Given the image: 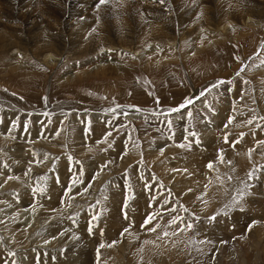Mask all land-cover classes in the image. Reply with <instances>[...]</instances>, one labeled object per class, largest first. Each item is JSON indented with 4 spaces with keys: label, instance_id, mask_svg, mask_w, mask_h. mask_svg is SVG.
Returning a JSON list of instances; mask_svg holds the SVG:
<instances>
[{
    "label": "rangeland",
    "instance_id": "rangeland-1",
    "mask_svg": "<svg viewBox=\"0 0 264 264\" xmlns=\"http://www.w3.org/2000/svg\"><path fill=\"white\" fill-rule=\"evenodd\" d=\"M66 1L69 4L73 0ZM77 1L82 4L87 0ZM221 1L228 3L226 0H126L129 5H142L152 14L158 9L165 17H174V24L165 26L162 21H153L152 14L141 9L146 16L145 26L161 24L158 26L163 32L170 29L183 32L185 29L181 23L184 22L178 19L182 14L186 15V10L194 12L200 6L206 11H214L215 5ZM107 2L99 7L102 22L112 20V13L107 7L112 3ZM229 2L241 14H253L255 19L252 21L257 23L256 27L251 26L250 33L234 41L231 33L217 39L213 45H207L204 42L209 35L201 30L192 35L171 34L176 42H170L169 37L164 35V38L153 39L154 42L148 43V46L133 44L131 51L136 49L146 57L142 60L140 56L130 54L129 63H124L116 54L106 55L109 51L94 57L89 54L70 57L90 46L85 45L82 49L83 42L69 44V55L61 56L60 59H66L59 61L43 62L42 56L37 58L27 53L24 60L19 58L18 64L8 67L5 60H10L11 56L0 55V117L4 119L0 123V136L13 130L10 122L17 117L20 120L29 119L34 132L32 139L25 133L22 135L23 126L20 125L14 136L20 139L16 141L36 140L28 145L23 143L24 140L9 146L7 136L4 140L0 139V264H169L173 260L176 264H218L220 247L225 250L221 253L226 252L232 257L228 264H243L246 257L247 264H264V120L260 119L264 117V64H261L264 60V13L262 9H256V6H264V0ZM32 3V7L45 12L43 0H33ZM18 5L19 0H0V12L8 7L9 14L16 17L19 15ZM133 9L129 17L131 25L139 16ZM52 15L58 17L56 13ZM101 16L97 13L95 23L101 20ZM42 20L46 21V16L43 15ZM235 20L240 19L236 17L228 21L233 24ZM118 21L119 18L115 22ZM254 22L249 24L254 25ZM212 23L206 26L212 27ZM203 29L206 27L203 26ZM189 35L192 37L188 38ZM193 39H197L198 44ZM170 43L178 45L177 54L173 57L172 50H164L168 58L163 61L159 58L162 50L159 48L166 49ZM193 46L196 51L192 60L187 55ZM155 58L157 62H153ZM103 59L108 65H116L108 66L106 75L91 69L92 66L88 67ZM241 68L244 70L237 76L236 72ZM88 70L89 73L83 74ZM70 76L71 80H65ZM223 79L230 80L229 84L221 83L212 88L213 84ZM206 89L211 90L200 97L203 99L199 107L194 111L188 108L193 113L191 118L187 109L180 114L167 111L164 117L156 119L146 115L128 117L132 122L123 116L127 105L131 111L139 109L154 114L166 107L176 108L186 98H192ZM44 102H47L51 113L29 118L30 112L22 113L20 109H36ZM205 102L209 103L213 113L209 108V111H203L206 109ZM72 109L78 111L68 112ZM97 110L113 114L109 127L102 123L104 120L98 119V114L90 117V112L96 113ZM169 113L170 117H166ZM76 114L78 118L72 120L71 116ZM82 115L83 118L88 117L83 124L79 119ZM230 117L234 118L231 124ZM168 119L174 132L166 124ZM248 120L252 123H247ZM40 121L42 123L36 126ZM81 124L88 135L82 132ZM40 126H43V132L46 131L44 127L52 128L47 129L50 134L41 132ZM58 128L61 131L56 133ZM189 131L197 134L199 143H193L190 149L172 145L188 136ZM160 134L170 137L167 143ZM126 137H129L128 151L122 153L120 141ZM192 139L188 137L189 141ZM186 143V140L178 141V145ZM236 147L247 151L250 159L246 157L248 160H243L246 163L236 160ZM66 149L70 157L78 159L80 166L70 161L68 156L63 157ZM221 155L223 162L219 159ZM210 162L213 164L211 170L207 167ZM104 165L107 167L101 171ZM133 165L139 167L138 170ZM241 166L245 169L242 170ZM2 168H6V172ZM81 170L83 183H77L64 197V192L73 178L80 176ZM250 172L253 173L251 179ZM41 177L47 179L41 180ZM1 178L20 180L23 191L14 187L3 191ZM89 183L92 187L88 194L76 195L83 192ZM148 186L153 187L148 189ZM41 187L43 192L34 191ZM31 190L34 191V198L30 197ZM240 190L244 192L240 205L225 209L233 197L239 198ZM38 192L40 195H37ZM64 204L65 207L61 208ZM45 208L51 211L49 215L41 216L43 211L40 209ZM157 212L163 215V219L157 216L147 226L160 225L152 234L141 225L149 215ZM212 216L216 218L209 222L207 218ZM172 217L183 218L185 224L194 222L196 229L181 230L184 225L179 222L169 226ZM33 224L34 228L31 227ZM25 228L31 229L29 244L24 242L26 237L17 239L21 229ZM125 228H129V232L125 233ZM165 231L168 236L163 235ZM173 232L176 235H171ZM130 237L132 240L128 239ZM38 240L44 241L43 244H35ZM147 240L149 243H145Z\"/></svg>",
    "mask_w": 264,
    "mask_h": 264
},
{
    "label": "bare ground",
    "instance_id": "bare-ground-1",
    "mask_svg": "<svg viewBox=\"0 0 264 264\" xmlns=\"http://www.w3.org/2000/svg\"><path fill=\"white\" fill-rule=\"evenodd\" d=\"M43 1L45 3L44 6L46 7L45 12H43V9H36V7L34 8V6L32 7L31 5L33 4L32 3L33 0H19V5L20 6L18 5V8H17V11H18L19 15L16 16V17H13L11 14H9L8 7L3 9L0 12L1 17L3 16L2 18L0 17L1 18L0 19V21H1V23H0V55L4 54V55L11 56L10 60H7V59L5 60L6 64L7 65L9 64L8 67H13L14 64H18L19 58L24 60V57L26 56L27 53L30 56H34V57H37V58L42 56L43 59H41V61H43V62L65 60L66 58H61L60 59V57L64 56V55H69V53H67V46L69 44H72V43L80 44L82 42H83L82 49L85 48L86 46H89V45L90 46L88 48H86L85 50L79 52L78 55H76V56L75 55H70V57L76 58V57H78V56H80L82 54H87V55L89 54V55L93 56L95 54L105 53L104 51H114L115 50L116 52L119 51V54L117 56L121 57L123 59L124 63H129L128 62V60H129L128 56H130V54L133 55V57H135V56L139 57L140 56V58H142V60L146 57V56L141 55V53L139 51L138 52L135 51L136 49L134 51H131L133 44L146 46L148 43L154 42L153 39L161 38L164 35L165 36L167 35L166 37L167 38L169 37L170 42H171V40H175V36H172L171 34H174L176 36H181L182 34H189L190 33L192 35L195 32H198V30L199 31L201 30V31H205L206 35H209L207 37L208 40L207 39H206V41L204 40L205 41L204 43H206L207 45H213L216 42L217 39H219V38L222 39L223 37H225L227 35H230L231 33H232L231 35L234 36L232 41H234L236 38L238 39L239 37H243V35L248 34V33L251 32V31H249V29H251V26L252 27H256V24H257V23L254 22L255 20L252 21L253 19H255V16L253 14L245 15V14L242 13L243 15H245V17H243L241 12H238L239 9H233L232 8V5L229 4L230 0H226V1H228V3L221 1L220 3L215 5L214 11H206L204 9H201L200 6L199 7L197 6L198 8H195L196 11H194V12L193 11H189L188 12L186 10V15L182 14L181 18H179V19L176 18V19H178V21L181 22V19H182V21L184 22V23H181V26H183L184 29H185L183 32L178 31V30H174V29H170L168 32L167 31L163 32L162 30H160L161 26H158V25H161V24H157L158 22L153 24V25L157 24L156 26H153V27L145 26L146 23L144 22V19H145L144 17H146V16H143V14L145 15V13H142V11H145L147 9L145 7H143L142 5H140V6L139 5H135V4H134V6H133V4L129 5L126 2V0H117V1L108 0L107 3H112L111 5L107 6L109 12L112 13V16L110 17L112 20L109 21V22H102L101 12H100L99 8L97 7L99 0H87L86 2H83L82 4H80L77 0H73V1L69 2V4H67L66 0H59V1H57V0H43ZM233 6H234V4H233ZM30 7L33 8L34 10L33 9L31 10ZM67 7L69 9H67ZM256 7H257L256 8L257 10H261L262 9V13H264V6L259 5V6H256ZM132 9L137 13V15H139L136 18V20H135L133 25H131L130 22H129V17H130ZM141 9H142V11H141ZM12 10L16 11L14 8H12ZM242 10H244V8ZM147 11L150 12V13L152 12L150 10H147ZM153 12H154L153 14L151 13L152 17H153L152 18L153 21H155V22L156 21H162V23L165 26L174 24V20L173 19H175V18L174 17L172 18L171 16L170 17H168V16L165 17L166 15L163 14L162 10H158L157 9V10H155ZM182 12L183 11H181V13ZM250 12L251 13H255L253 11H250ZM11 13H12V11H11ZM52 13L58 14V17L57 18L53 17ZM97 13L98 14L100 13L101 20L98 19L97 22L95 23L96 20H94V19L97 16ZM231 14H234L235 16H231ZM43 15L46 16V21L42 20V16ZM159 17L162 18V19H160ZM236 17L239 18L240 20L237 21V22L235 20V23H233V24H231L228 21L230 18L236 19ZM262 17H264V16H262ZM118 18L120 19V21L115 22ZM50 19H52V21H50ZM213 21L216 22L217 24L212 23ZM209 22L212 23V27H209V26L207 27L206 26V25H209ZM251 22H254V25L253 24L250 25ZM256 22H258V21H256ZM78 24H81L82 26H78ZM178 25L180 26L179 23H178ZM203 26H205L206 29H203ZM55 27H59V29H56ZM162 29H164V28H162ZM168 34H170L172 37L168 36ZM206 35H204V36L206 37ZM204 36H202V37H204ZM190 37H192V36L189 35L188 38H190ZM214 37H217V38H214ZM177 41L182 42L180 39H178ZM193 41L196 44H198V42H199V41H197V39H195V40L193 39ZM175 42H176V40H175ZM93 43L96 45L95 47H93ZM173 43H170L169 46L166 49L159 48V50L162 49V50H160V57H159L161 60L164 61V59L167 57V55H164V53H165L164 50H168V49L172 50V52H171L172 55L171 56H173V57L177 54L176 47L178 45L177 44H173ZM196 46H198V45H196ZM171 47H172V49H171ZM198 47H200V45ZM139 48L137 47V49H139ZM194 48L195 47L193 46V49H190L188 51V53L189 52H191V53H189V55H187V58L190 59V58L193 57V55L195 54L194 51H196V50H194ZM162 51H163V53H162ZM106 55L110 56L109 53H106ZM96 56H98V55H96ZM173 57L171 58V60L174 59ZM156 58H158V57H156ZM156 58L153 60V62H157L158 61ZM192 60H193V58H192ZM105 61H106V59H103L102 61H99L98 63H91V65H88V67L92 66L91 69L96 70V72H101V74H103V75H106L107 73H106L105 69L108 68V66L116 67V65H108V64L105 63ZM117 64H119V63H117ZM19 66H20V68H23V66L21 64H19ZM89 72H90V70L83 72V74L89 73ZM71 79H72V76L65 78V80H71ZM263 96H261V97H263ZM202 99L203 98H201L200 100L196 99L197 101H195L194 106L199 107V105L202 103L201 102ZM262 100L264 101V99H262ZM262 100H260V101H262ZM191 109L193 110L192 107H191ZM48 112H50V111H48ZM86 115H84V116H86ZM89 115H90V117L94 116V115H97L98 119H101V120H105L106 118H108V116L103 114V113H95V114L91 113ZM77 116H79V115L76 114V115L71 116L72 120L73 119H77L76 118ZM166 117H170V113ZM135 118H139V116H136ZM173 118L176 119L177 117H173ZM241 121H242V119H241ZM31 131L34 132L33 130H31ZM166 131H167V129H166ZM6 136L8 137V135H2V136H0V139L4 140V139H6ZM18 139H20L19 136L10 137V139L8 140L9 146L15 144V142L19 143L20 141L22 142L24 140L27 141L26 139H24V140L21 139L20 141H16ZM32 141L35 143L36 140L35 139L28 140V142H30V143ZM42 144H43V142H42ZM236 150L238 151V152H236V155H235L236 160H238V162H242L243 160H245L247 155H248L247 151L244 150V149H239V148H237ZM156 152L160 153V151H158V150ZM247 158H249V157H247ZM246 160H248V159H246ZM243 162L246 163V161H243ZM248 163H249V161H248ZM244 166H246V165L244 164ZM244 169L245 168L242 167V170H244ZM12 180H14V181H12ZM12 180L11 179L4 180L3 178H1V183H2L1 185H3L2 187H4L3 191H5V189L6 190H11V187L17 188L18 191H23L22 184L19 182L20 180L19 181H15V179H12ZM28 185H29V182H28ZM191 187H192V185H191ZM61 190H63V189H61ZM3 191H1V192L3 193ZM7 194H8V191H7ZM53 210H52V212H53ZM40 211H43L40 215L41 216H45L51 210H49L48 208H45L44 210L40 209ZM15 215L13 217H15ZM50 217H48V218H50ZM41 218H43V217H41ZM16 219H18V218H16ZM59 220H60V218H59ZM9 222H12V221L10 220ZM16 223H17V220H16ZM34 223H37V222H34ZM42 223H45V222H42ZM10 224H12V223H10ZM14 224H15V222H14ZM16 226L18 227V225H16ZM33 226H34V224L31 225V227H33ZM50 226H52V225H50ZM54 226H53V228H54ZM61 226L64 227V225H61ZM11 228H13V226H11ZM14 228H16V227H14ZM58 229H56V231ZM21 230H22L20 232L21 234H18V237L16 236L17 239L18 240L19 239L23 240V238L26 237L24 242H26L28 244L31 243V241L29 242V240L31 239V237L29 236L30 232H31V229L25 228V229H21ZM33 230H32V232H33ZM45 231H47V230H45ZM153 233L154 232H152V234ZM44 234H46V233H44ZM48 234H50V233H48ZM147 234L148 233L146 232V235ZM139 235H141V234H139ZM14 236H15V234H14ZM41 236H43V234ZM259 236L261 237V235H259ZM135 238L137 239V237H135ZM53 239H51V242H52ZM128 239H131V237L128 238ZM138 239H140V238H138ZM145 239H147V238H145ZM46 240H48V239H46ZM43 242L44 241H39L38 240V242H36L35 244H43ZM240 245L242 246V244H240ZM73 246H74V244H73ZM119 246L121 247V245H119ZM147 246H149V245L147 244ZM169 247H170V244H169ZM238 248H239V246H238ZM222 251H225L224 247H220L219 252L217 253L218 256L221 254V256H219L220 258H217V260L219 261L218 264H228L232 260V257H230V255H228L226 252H225L226 254L225 253H221ZM170 253L172 254V252H170ZM213 257H215V256H213ZM221 258H223V259H221ZM247 258L248 257L245 258V260H244L245 263H243V264H247V261H248ZM169 264H176V261L173 260Z\"/></svg>",
    "mask_w": 264,
    "mask_h": 264
},
{
    "label": "snow or ice",
    "instance_id": "snow-or-ice-1",
    "mask_svg": "<svg viewBox=\"0 0 264 264\" xmlns=\"http://www.w3.org/2000/svg\"><path fill=\"white\" fill-rule=\"evenodd\" d=\"M106 2H107V0H99L97 7L99 8L100 6L106 4ZM261 64H264V60L261 61ZM243 70H244V69L241 68V69L236 73V75L239 76L240 73H241ZM221 83H223V81H219V82H217L216 84H213V85H212V88H216V87H218L219 84H221ZM210 90H211V89H206L205 92H208V91H210ZM205 92H201V93L199 94V96L196 97L195 99H200V97L205 96ZM194 103H195V100H194V99H192V98H186L185 101H184L179 107L169 109L168 112H170V113L180 112L182 109H186V108H188V106H190V105H194ZM205 107H209V110H211V109H210V106H209L206 102H205ZM138 110H139V109H138ZM187 115H188L189 118H191V117L193 116L192 111H188ZM233 119H234V118H231V117L229 118V124H231V123L233 122ZM260 119H261V120H264V117H261ZM247 123L251 124V123H252V120H248ZM168 126H169V129H171V121H168ZM109 135H110V133H109ZM189 136L193 138L191 141L188 140V137H189ZM185 140L188 141V143H186V144H179V145H177V146H178V147H182V148L186 147V148H189V149H190L192 143H199V140H198V138H197V134L194 133V132H190V131L188 132V136L185 137ZM225 142H226V143L228 142V138H227V136H225ZM237 142H238V141H237ZM46 158H47V157H46ZM70 159H71V158H70ZM219 159H220L221 162H223V157H222V155L219 157ZM229 163H230V162H229ZM105 167H107V165L102 166L101 171H102L103 168H105ZM207 167L211 170V169H213V164L210 162V163L207 165ZM82 176H83V171L81 170V172H80V176H79V177H74V178H73L71 184L69 185V187H68L67 190H66V194L70 193V192L72 191V189L76 186L77 183H83V181L80 179V177H82ZM252 176H253V173L250 172V173H249V179H251ZM95 178H96V177L94 176V177H93V180H95ZM40 179H41V180H46L47 178H46V177H41ZM91 187H92V184L89 183V184L87 185V187L84 188L83 192H78V193H76V195H83L84 193H87ZM146 187H147V185H146ZM34 191H40V192H43V191H44V188L41 187V188H38V189H34ZM189 191H191V190H189ZM243 196H244V192H243V190H240V191H239V198H237V197H233L231 203L228 204V205H225V209H230V207H232V206L240 205V201L243 199ZM74 198H75V197H70V199H74ZM105 199H106V197H105ZM153 199H155V198H153ZM198 199H199V197H198ZM165 203H167V201H165ZM184 210L187 211V209H184ZM241 210H243L242 207H241ZM219 214H220V213L218 212L217 215H219ZM225 214H226V213H225ZM157 216H160V218L163 219V215H162L161 213L157 212V213H155V214L149 215V216L144 220V223L141 225V227H142V228H146L147 231L155 232L156 229H157L158 227H160L159 224H157V225H155L154 227H151V228H148L147 226L150 225V224L152 223V221H154V220L157 218ZM70 218H71V217H70ZM96 218H97V217H93V219H96ZM125 218H127V217H125ZM215 218H216L215 216H212V217H208L207 219L209 220V222H211V221L215 220ZM194 219H195V218H194ZM178 222H179L180 224H183V225H184V228L181 229V230L186 229V230H188V231H193V230L196 229V225H195L194 222H189V223H186V224H185L183 218L172 217V219H171L168 223H169V226H170V225H175V224H177ZM130 227H131V225H130ZM90 231H91V228H90ZM124 232H125V233L129 232V228H125V229H124ZM163 235H164V236H168L169 233H168L167 231H165V232L163 233ZM171 235L174 236V235H176V233L173 232V233H171ZM114 243H115V242H113V244H114ZM145 243H149V241H145ZM201 243H205V241H201Z\"/></svg>",
    "mask_w": 264,
    "mask_h": 264
}]
</instances>
